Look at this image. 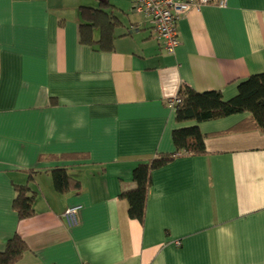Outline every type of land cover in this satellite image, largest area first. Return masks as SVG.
Returning a JSON list of instances; mask_svg holds the SVG:
<instances>
[{
    "label": "crops",
    "instance_id": "1",
    "mask_svg": "<svg viewBox=\"0 0 264 264\" xmlns=\"http://www.w3.org/2000/svg\"><path fill=\"white\" fill-rule=\"evenodd\" d=\"M136 5L0 0V252L18 234L28 250L17 264H264V132L230 133L246 113L177 122L169 105L183 86L228 101L264 74V0L190 9L173 54ZM81 7L122 24L112 52L79 44ZM193 126L206 153L153 171L144 224L129 218L119 196L133 170L172 154L173 132ZM70 154L84 157L42 159ZM58 167L78 192H55L45 171ZM32 170L35 215L19 219L14 186Z\"/></svg>",
    "mask_w": 264,
    "mask_h": 264
},
{
    "label": "trees",
    "instance_id": "2",
    "mask_svg": "<svg viewBox=\"0 0 264 264\" xmlns=\"http://www.w3.org/2000/svg\"><path fill=\"white\" fill-rule=\"evenodd\" d=\"M224 0H209V4L219 6ZM121 23L111 12L104 8H80L79 44L99 52L109 53L114 49L115 32ZM97 37H96V33ZM180 99L177 104L176 121H193L202 123L227 118L238 114H248L249 117L230 130V133L259 131L264 132V74L251 76L237 86L236 95L224 101L219 92L197 93L187 86L179 89ZM175 151L172 154L155 155L148 162L138 165L132 173L133 189L120 193V199L127 203L128 217L144 224L148 193L151 187L153 171L167 165L175 157L181 155H204L206 153L202 135L197 126L175 130L172 135ZM84 157L80 155L43 156L42 159H67ZM51 175L55 192L59 195L76 193L80 183L72 178L66 168L46 170ZM28 183L14 186L12 209L19 219L31 218L35 215L33 201L35 191L30 184L38 171H27ZM28 250L27 244L18 234L7 240L5 249L0 252V264H17Z\"/></svg>",
    "mask_w": 264,
    "mask_h": 264
},
{
    "label": "built area",
    "instance_id": "3",
    "mask_svg": "<svg viewBox=\"0 0 264 264\" xmlns=\"http://www.w3.org/2000/svg\"><path fill=\"white\" fill-rule=\"evenodd\" d=\"M209 4V0H137L136 12L148 16L154 26L156 35L163 42L168 54H173L179 45L176 22L180 16L192 8H199ZM224 1L220 3L223 5ZM180 99L176 96L169 101V105L177 108ZM79 206L68 208L63 218L69 226L76 224Z\"/></svg>",
    "mask_w": 264,
    "mask_h": 264
},
{
    "label": "rangeland",
    "instance_id": "4",
    "mask_svg": "<svg viewBox=\"0 0 264 264\" xmlns=\"http://www.w3.org/2000/svg\"><path fill=\"white\" fill-rule=\"evenodd\" d=\"M118 32H120V30Z\"/></svg>",
    "mask_w": 264,
    "mask_h": 264
}]
</instances>
